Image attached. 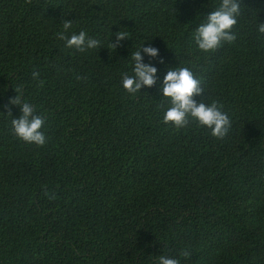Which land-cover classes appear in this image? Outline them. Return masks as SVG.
Here are the masks:
<instances>
[{"label": "trees", "instance_id": "1", "mask_svg": "<svg viewBox=\"0 0 264 264\" xmlns=\"http://www.w3.org/2000/svg\"><path fill=\"white\" fill-rule=\"evenodd\" d=\"M219 2L0 0V264H264V0H239L236 39L203 52L192 34ZM64 20L101 47L65 48ZM143 43L157 81L129 94L121 75ZM173 66L201 80L194 99L222 105V139L163 122ZM17 87L43 146L11 130Z\"/></svg>", "mask_w": 264, "mask_h": 264}, {"label": "clouds", "instance_id": "2", "mask_svg": "<svg viewBox=\"0 0 264 264\" xmlns=\"http://www.w3.org/2000/svg\"><path fill=\"white\" fill-rule=\"evenodd\" d=\"M241 16V4L239 0H220L218 7L209 12L206 20L199 24L192 34L197 48L203 52L214 51L222 43H231L236 39V33L232 31ZM63 31L58 33V38L64 41L65 48L75 49L79 52L97 49L101 47V40L89 35L85 30L73 32L70 20L63 21ZM258 33L264 35V22L256 23ZM68 32L70 35H65ZM115 40L110 47L115 48L123 40L127 39L129 33L118 30L114 33ZM155 58L158 56V49L153 46H144V43L137 51L131 53L132 69L131 74L121 75V85L129 93L135 94L142 87H151L157 81V68L149 62H144V57ZM33 79H37L39 73H31ZM201 80L194 76L191 68L187 66H173L167 68L163 79L160 81L159 92L169 98L170 106L164 111L163 122H171L177 129L184 128L195 120L198 125L210 129L211 135L222 139L231 127L228 114L217 101L205 103L203 99L197 101L194 96H201L204 92L201 87ZM16 95L9 103L19 108V116L11 119V130L20 139L27 143L43 146L47 137L42 131L44 119L37 114L36 106L28 102L23 96L21 88L15 89ZM11 114V112H8ZM190 251L184 249L181 256L187 258ZM156 264H180L176 258L164 254L156 258Z\"/></svg>", "mask_w": 264, "mask_h": 264}]
</instances>
